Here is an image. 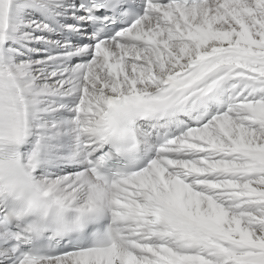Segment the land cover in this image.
<instances>
[{"label":"bare ground","instance_id":"bare-ground-1","mask_svg":"<svg viewBox=\"0 0 264 264\" xmlns=\"http://www.w3.org/2000/svg\"><path fill=\"white\" fill-rule=\"evenodd\" d=\"M71 2L0 0V71L11 82L32 141L43 138L51 153L57 149L52 139L65 144L73 137L75 124L66 118L74 109L71 100L84 101L85 125L110 96L154 92L158 100L213 68L238 66L222 80L229 82L234 105L225 114H212V126L203 127L206 119L177 138L166 148L170 159L155 160L140 182L131 181L129 189L117 193L115 213L131 221V235L137 237L123 246L120 263L241 264V258H259L264 252L258 249L218 246L235 240L264 247V0L152 7L121 44L50 54L44 29L38 28L43 24L32 32L25 27L35 24L36 16L66 15ZM215 46L224 52L207 56ZM86 52L88 63L67 64L68 57ZM192 59L200 66L182 76ZM169 75L177 76L178 85L165 89ZM52 167L48 176H37L46 191L73 206L92 196L94 183L87 174L62 164ZM175 243L190 256H177ZM48 264L76 262L70 257Z\"/></svg>","mask_w":264,"mask_h":264},{"label":"rangeland","instance_id":"rangeland-1","mask_svg":"<svg viewBox=\"0 0 264 264\" xmlns=\"http://www.w3.org/2000/svg\"><path fill=\"white\" fill-rule=\"evenodd\" d=\"M233 3V2H232ZM36 25H38V23H39V16H36ZM35 24H32L31 26H26L25 28H27L28 30H30L31 32L34 30V25ZM40 24H41V21H40ZM39 28V30H42V29H44V27H42V26H40V27H38ZM45 34H46V32H45ZM27 53H28V56L31 54L32 55V51H27ZM30 55V56H31ZM163 56V55H162ZM162 56H161V58H162ZM255 67V66H254ZM31 68H33L32 66H31ZM134 76H136V75H134ZM142 75H139V78L141 77ZM110 91H112V88H110ZM213 117H211L210 119H208V122H206V123H204L203 124V127L205 126L206 127V125L207 126H212L213 125ZM214 120H215V117H214ZM211 121V122H210ZM210 122V123H209ZM211 124V125H210ZM209 127H207V128H209ZM192 136V135H191ZM251 155H254V154H251ZM195 165V169L197 170H200L201 169V166L198 164H194ZM222 211H224V210H221V217L223 216L224 217V214L222 213ZM247 212H249V211H247ZM251 212V211H250ZM241 219V218H240ZM242 220V219H241ZM220 221V223H221V219L219 220ZM184 228V227H183ZM185 229V228H184ZM189 230H186L185 229V233H183V234H189ZM210 241H211V239H208V244H211L210 243ZM237 243V244H236ZM242 243V244H241ZM220 246H218L219 247V249H225V248H229V250H232V251H234L235 249H239V250H250L251 252H254L255 250H259L260 252H264V247H260V248H257V247H252V246H250L249 244H247V243H245V242H242V241H239V242H237V241H235V240H232V242H226V244H219ZM230 246V247H229ZM239 247H241V248H239ZM250 247V248H249ZM261 250H263V251H261ZM256 253H258L257 251H256ZM237 262H241V264H264V253H262L260 256H259V258L257 257V258H251V259H244V258H241V261H237Z\"/></svg>","mask_w":264,"mask_h":264}]
</instances>
